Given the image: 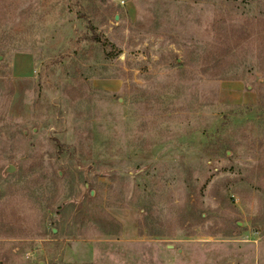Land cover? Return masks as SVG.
<instances>
[{"label":"rangeland","instance_id":"rangeland-1","mask_svg":"<svg viewBox=\"0 0 264 264\" xmlns=\"http://www.w3.org/2000/svg\"><path fill=\"white\" fill-rule=\"evenodd\" d=\"M0 264H264V0H0Z\"/></svg>","mask_w":264,"mask_h":264},{"label":"water","instance_id":"water-1","mask_svg":"<svg viewBox=\"0 0 264 264\" xmlns=\"http://www.w3.org/2000/svg\"><path fill=\"white\" fill-rule=\"evenodd\" d=\"M13 169H14V167L11 166V165H9V166L6 168V171H7V172H11Z\"/></svg>","mask_w":264,"mask_h":264},{"label":"built area","instance_id":"built-area-1","mask_svg":"<svg viewBox=\"0 0 264 264\" xmlns=\"http://www.w3.org/2000/svg\"><path fill=\"white\" fill-rule=\"evenodd\" d=\"M119 2H120L121 4H123V3H124V0H119Z\"/></svg>","mask_w":264,"mask_h":264}]
</instances>
